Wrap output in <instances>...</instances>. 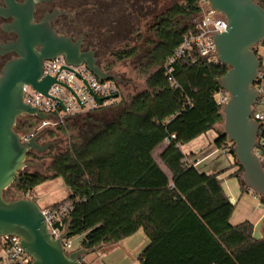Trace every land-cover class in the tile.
Returning <instances> with one entry per match:
<instances>
[{
    "label": "trees",
    "instance_id": "16d2710c",
    "mask_svg": "<svg viewBox=\"0 0 264 264\" xmlns=\"http://www.w3.org/2000/svg\"><path fill=\"white\" fill-rule=\"evenodd\" d=\"M200 1L183 0L163 12L161 25L151 29L155 40L138 37L151 46L138 64L143 88L137 94L124 97L109 116L102 111L110 107L102 108L69 116L55 130L43 132L52 139L73 135L64 149L29 153L31 159L49 158V166L21 172L7 191L36 200L37 186L62 178L71 196L46 209L72 206L54 228L68 230L69 240L83 236L85 249H109L142 232L150 244L138 264H264V238H254L249 221L231 224L235 205L219 174L200 172L181 149L215 130L216 147L238 167L231 176L239 179L243 192L249 190L243 168L230 153L234 145L219 128L225 119L217 96L229 68L201 57L198 64L182 58L172 65L179 88L169 80L166 64L185 36L195 32ZM255 1L264 7V0ZM257 46L264 47V41ZM138 52L123 48L116 55L124 59ZM257 138L264 140V121ZM165 141L169 146L160 161L170 175L153 154ZM261 158L264 165V149Z\"/></svg>",
    "mask_w": 264,
    "mask_h": 264
},
{
    "label": "water",
    "instance_id": "95a60500",
    "mask_svg": "<svg viewBox=\"0 0 264 264\" xmlns=\"http://www.w3.org/2000/svg\"><path fill=\"white\" fill-rule=\"evenodd\" d=\"M208 1L210 7L225 16L228 22L227 31L217 33L214 41L218 61L229 68L221 79L219 93L224 91L229 95L223 114L224 131L234 145L230 153L244 170L245 186L264 200V165L254 151L258 143L260 123L253 118L254 105L259 97L255 83L261 70V61L254 47L264 41V7L255 0ZM21 44L26 49L27 39L23 38ZM59 56H64L69 65L86 64L102 81L121 82L113 73L104 71L94 59L83 57L78 47L70 41L56 45L51 54L40 55L33 44L23 51L21 59L8 64L3 71L0 78V238H20L21 247L33 258L32 264H81V257L89 250L66 252L63 240L69 237L68 230L55 238L49 230L43 209L36 200H11L7 195L19 174L35 167L36 163L28 160L29 153H43L56 147L55 142L41 144L39 135L23 141L21 133L30 134L37 125L31 129H22L18 122L20 118L30 116L38 122L52 119L50 114L40 112L38 107L24 103V86L31 85L39 93L58 100L66 111L60 99L48 95L54 83L62 84L73 92L83 107L74 91L56 80L64 68L74 72L85 82L99 104L106 98L117 96L114 94L97 98L85 79L65 66H61L55 78L48 75L40 80L44 62Z\"/></svg>",
    "mask_w": 264,
    "mask_h": 264
},
{
    "label": "flooded vegetation",
    "instance_id": "af4514ba",
    "mask_svg": "<svg viewBox=\"0 0 264 264\" xmlns=\"http://www.w3.org/2000/svg\"><path fill=\"white\" fill-rule=\"evenodd\" d=\"M162 16L163 0H0V78L29 46L34 44L39 55L51 54L66 41L112 72L103 65L112 55L109 47L145 37L161 25ZM18 122L22 129L40 124L30 116Z\"/></svg>",
    "mask_w": 264,
    "mask_h": 264
},
{
    "label": "built area",
    "instance_id": "2783aa9c",
    "mask_svg": "<svg viewBox=\"0 0 264 264\" xmlns=\"http://www.w3.org/2000/svg\"><path fill=\"white\" fill-rule=\"evenodd\" d=\"M201 7V16L196 25L195 32L187 34L176 50L172 58L167 62L166 68L171 82L174 88H179L178 83L172 77V65L179 59L187 58L191 60L193 64L199 63V58L209 64L219 63L217 59V47L214 41L217 33L222 34L227 31V19L221 13L213 10L210 7L208 0H201L199 2ZM61 66L72 69L80 74L91 90L94 92L97 98L106 97L116 94L117 96L106 98L101 104L98 103L85 82L74 72L62 68L58 74L56 80L58 82L68 85L74 93L78 96L83 107H81L78 99L73 92L66 86L54 83L48 91V95L60 99L66 108L63 109L60 102L54 98L47 97L39 93L31 85L24 86V98L25 104L31 107H38V110L44 114H50L51 120L40 121L37 130L32 131L30 134L21 135L23 141H27L36 135L41 128L50 125L55 121V125L63 123L65 118L69 116H76L87 112H92L102 108H108L117 104H120L124 99L122 87L118 81L114 80H100L86 64L80 66L69 65L64 56H59L55 59L46 60L44 62L43 73L40 80L45 79L48 75L55 78ZM255 87L259 92V97L254 105V119L259 123L264 121V68L261 67L259 75L257 77ZM218 102L221 106L229 100V95L221 91L218 93ZM256 110V112H255ZM176 136L172 135L174 139ZM264 149V140L258 141L255 153L261 158ZM262 159V158H261ZM72 210L71 205L61 207L56 211H50L49 209H43L46 216L49 230L55 238H58L62 231L54 228V223L60 218L69 214ZM20 238L16 236H5L0 238V245H2L5 251V257L0 258V264H32L33 258L28 255L21 247ZM64 249L66 252L72 248V244L69 239L63 240Z\"/></svg>",
    "mask_w": 264,
    "mask_h": 264
},
{
    "label": "crops",
    "instance_id": "0c3cea01",
    "mask_svg": "<svg viewBox=\"0 0 264 264\" xmlns=\"http://www.w3.org/2000/svg\"><path fill=\"white\" fill-rule=\"evenodd\" d=\"M264 113V108L262 109ZM217 139V133L215 130H210L207 133L201 135L192 142L181 146L184 154L190 155V162L200 171L207 175L219 174V179L222 180V186L230 199V202L234 204L235 201L241 200L244 195H248L249 199H252L254 208L259 209L260 213H254L249 218V222L254 225L253 236L255 239L260 240L264 238V200L254 197L251 190L243 192L241 189V183L238 178L232 177L238 167H232V156L223 154L215 145ZM169 146V141L163 142L154 151V158L159 163L163 171L170 175L169 170L161 163L160 156ZM36 201L42 209L49 208L50 206L64 201L71 196L70 189L66 186L65 181L62 178L47 181L35 188ZM231 218V224L233 222ZM241 218V217H239ZM237 219L235 225H239L245 221ZM243 220V219H242ZM240 221V223H239ZM81 241L83 236H79ZM149 240L142 233L139 232L134 236L115 244L109 249L103 247L89 250L86 255L81 257L80 263L96 264L100 259L104 264H138V258L143 251L149 246ZM85 249L80 247L76 250ZM4 250V249H2ZM128 250V251H127ZM5 252V251H4ZM131 254V256H130ZM0 258L2 255L0 253Z\"/></svg>",
    "mask_w": 264,
    "mask_h": 264
},
{
    "label": "rangeland",
    "instance_id": "374dc122",
    "mask_svg": "<svg viewBox=\"0 0 264 264\" xmlns=\"http://www.w3.org/2000/svg\"><path fill=\"white\" fill-rule=\"evenodd\" d=\"M182 1L183 0H163V12H165L168 8H170L175 3H180ZM146 37L149 38L150 41L155 40V32L153 30H151L146 35ZM143 39H144V37H143ZM143 39H141L139 41H135L133 43L132 42L129 43V41H125L122 43L120 41L118 44H116L114 46H110L109 52L112 55H110V57H108L107 61L103 63V65L109 67V69L112 71L111 73H113L115 76H117L121 79V82H119V83L122 87L124 97H126V98H129V96H131V95L137 94L143 88V80L138 75L137 68H138V64L142 60L143 55L147 52L148 48H150V46H151V44L148 42H146L144 44ZM132 47H137L139 52L131 58L120 59L116 55L118 53V51L122 50L123 48H132ZM254 50L256 51V53H257V55L261 61V67L264 68V47L256 46V47H254ZM116 106L117 105L111 106L110 109H108V110L106 109L105 111H102V112L105 114H108V116H109V115H111V111L116 109ZM55 128H56L55 121H53L50 125L41 128L38 132L36 131V135L40 136L39 142L41 144L48 143V142H55L57 149H64L70 143L69 138L72 137L73 133L69 132L68 135H66V137L61 135L58 137V139H52V138H50V136L48 134L43 133L45 131L55 130ZM219 128H221L223 130L224 125H222ZM35 130H37V129H34L33 131H35ZM23 134H25V132L21 133L22 136H23ZM47 151L43 152V153H38V154H40L42 156V155L47 154ZM53 154L54 153H51V156ZM28 160L36 163L35 167L29 168L28 170L38 169V170L44 171V169L47 168L51 162V160L47 157L42 158V159L40 158L37 160L29 158ZM252 192H253L252 195L254 197H257V198H259V200L260 199L262 200V198L259 195H257L254 191H252ZM7 195L11 200H17L19 198H22L21 196H14L12 194H10V195L7 194ZM247 196L248 195H244L243 198H241V200H239V201L237 200L234 202L235 211L233 214L234 215L233 222H232L233 225H235V223H237V219H235L236 217H238V218L241 217V218H239V219H241L240 220L241 222L245 221L246 219L248 221H250L248 217H250L252 214L254 215V213H260L261 212L259 209L256 210L254 208L252 199H249V197H247ZM240 221H239V223H240ZM70 242L72 244V248L69 251L70 252L75 251L81 245V238L79 236L73 237L70 239ZM2 249H3V247H2V245H0V253H1L2 257H5L6 254H5L4 250H2ZM130 256H131V254H130ZM96 264H104V263H103V261H101L99 259Z\"/></svg>",
    "mask_w": 264,
    "mask_h": 264
}]
</instances>
